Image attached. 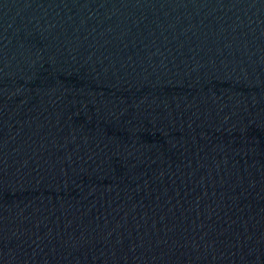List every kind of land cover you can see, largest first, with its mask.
Returning a JSON list of instances; mask_svg holds the SVG:
<instances>
[{"label":"water","instance_id":"1","mask_svg":"<svg viewBox=\"0 0 264 264\" xmlns=\"http://www.w3.org/2000/svg\"><path fill=\"white\" fill-rule=\"evenodd\" d=\"M0 264H264V0H0Z\"/></svg>","mask_w":264,"mask_h":264}]
</instances>
